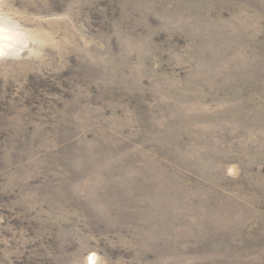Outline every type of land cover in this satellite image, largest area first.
Returning <instances> with one entry per match:
<instances>
[{
    "label": "rangeland",
    "instance_id": "1",
    "mask_svg": "<svg viewBox=\"0 0 264 264\" xmlns=\"http://www.w3.org/2000/svg\"><path fill=\"white\" fill-rule=\"evenodd\" d=\"M0 264H264V0H0Z\"/></svg>",
    "mask_w": 264,
    "mask_h": 264
}]
</instances>
